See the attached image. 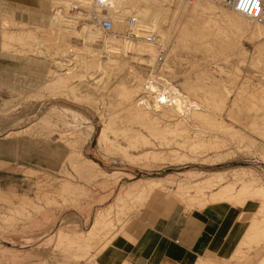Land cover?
I'll return each mask as SVG.
<instances>
[{"label": "rangeland", "instance_id": "obj_1", "mask_svg": "<svg viewBox=\"0 0 264 264\" xmlns=\"http://www.w3.org/2000/svg\"><path fill=\"white\" fill-rule=\"evenodd\" d=\"M144 1H148L152 5L155 3L156 7L163 9V17L154 26L162 34L155 44L160 47V41L165 43L167 55L156 62L155 72H153L151 66L139 64L134 60L128 62L129 66L135 69L133 74L135 78H131V80L145 81L143 79H147L150 73L153 72L155 75L162 74L167 79L169 78L178 85L179 89L183 90L180 86L182 81L194 82L197 80V75L206 70L212 78H205L200 83L205 82L207 85H213L214 82H223L226 89L228 88V91H230L226 106L224 108V103L220 100L224 97V92L226 94L227 91L224 86H216L218 96H215L216 93H214L208 96L202 95L199 98L193 97L201 104V108L208 109L209 112L215 111L218 118L224 121V124L233 126L246 139L237 143L236 140L227 137L230 136L229 134L222 131V134H220L224 141L229 140V142L227 141L229 143L227 147H224V153L229 152L227 151L228 147L230 153H232L231 151H234V153L229 155L230 158L226 157L224 159L223 157L219 161L211 159L209 156L212 155L210 154L206 157L208 160L205 157L188 158L182 161H157L149 158H147L148 160L146 158L129 160L118 151H108L102 145H98L99 129L109 121L113 113L119 115L124 113L123 108H121L124 106L122 104L118 106L117 104V93L108 88L110 85L108 83H112V79L108 78L109 80L106 79V82H101L103 85H107L103 89L87 91L80 88L76 89L73 94L64 91L63 94L57 93V96L52 95L46 89V91L41 89L42 92L38 93L41 94L39 96L36 89L40 90V86L46 84L51 78L49 68L52 67V62L51 59H48V55L43 58L27 53L21 54L19 52L20 44L18 43V45L17 42L16 44L15 42L12 43L13 49L2 50L0 45V216H2L0 217V264H99L97 262V256L101 253L98 252L99 250L91 249L89 254L76 257L72 251L65 247L64 242H60L58 229H62L65 235L67 234L70 237L76 233H85L93 224L97 212L103 211L113 204L121 188L138 181V179L164 178L171 181L172 178L175 180L166 188L161 189L162 191L156 190L155 193L150 194L149 199L147 198L143 203L135 205L133 208L136 211L132 208L133 211L130 210L131 212L125 215L126 220L124 219V223L114 221L113 231L116 232V236L122 232L127 222L128 225L137 218L143 220L145 211L154 202L159 204L183 202L188 208L201 207V204L191 202L189 198L195 194L193 189L185 192L187 196L184 195L185 193L178 191L180 186L178 184L184 178H189L188 180L192 182L220 171L224 172V184L233 182L235 189H240L243 183L242 179H245V176L243 177L239 172L242 173L245 170L254 174L257 177L256 181L264 184V156L260 150V148H264V63H262L264 61H260L259 65H261L259 66L256 63L257 61L254 60V57L256 59L259 56L257 45L264 39L259 40L256 38L257 40H253L249 37L250 35L246 34L234 52L215 57L206 55L201 51L198 52L196 49L176 47L174 44L179 23L185 20L184 16L181 15L184 2L182 1L181 4L177 5L175 2L172 3L171 0ZM56 4L55 0H0V29L3 30L6 27L8 24L7 19L11 16L15 20L9 22V28H14L11 30L35 29L41 40L38 39V41L43 43L46 49H50L49 51L58 49H61V52L70 49L77 51L79 47H83L85 40L74 33V28L81 23L76 22L73 17L72 4L68 6L65 3L64 9H62L64 10L62 12L64 13L61 21L62 25L49 28L50 18L54 13ZM20 12H42V14L31 17ZM72 20L75 21L72 22ZM90 23L94 24L93 22ZM138 23L137 28L140 27V24L141 27L146 24V22ZM38 26L39 28H37ZM136 31V29L130 30V34H127L129 33L127 31L126 37L132 39L131 41L134 43L143 41L144 38H139L141 35ZM134 32L138 37L133 38L131 36V33ZM115 33L117 35L105 33L101 30L103 37L118 38V35L119 37L123 35L119 31H115ZM33 41L31 42L33 43ZM96 44H102V40H97ZM240 46L247 53L244 59L243 55L238 52L241 49ZM59 50L56 52H60ZM195 63L200 64L199 67ZM222 68L224 71H221ZM127 78L123 80L126 83ZM139 78L141 79L139 80ZM95 80L96 78H93V81ZM196 89L197 91H204L201 87ZM204 92L210 93L208 90ZM88 94H91L92 100L84 99ZM237 94L242 97V101H238L237 106L232 107V101ZM185 95L187 96L186 92ZM52 107H56L59 113L52 115ZM46 115L52 116L50 123L41 122V119ZM118 123L126 126L134 125L148 135L146 129L140 127L139 123L131 124L128 121H118ZM191 124L197 127L196 129L208 125L203 121H194ZM29 127L30 129L26 132L6 137L8 132L20 131ZM81 131H84V133H80L79 136L78 133ZM152 141L157 143L155 139H152ZM249 141L252 143H248ZM69 142H73V145ZM118 142L121 145L126 144L123 137H119ZM248 144H251L252 147L251 145L248 147ZM72 150L80 151V154H82L80 159L90 158L98 162L99 167L106 173L98 172L94 176L95 178L92 177L93 180L86 173H81V175L77 173L68 161V156ZM178 150L186 151V149L183 150V147H178ZM138 152L135 151L134 153L137 154ZM28 169L35 172L30 174L27 172ZM190 171L195 173L194 177L187 176L190 175ZM67 180L77 185L79 195L74 200L68 196L69 193L61 190L62 184ZM188 180L186 181L188 182ZM216 188L218 189V186L214 189ZM209 193L207 191V194ZM188 194L191 195L188 196ZM8 197H11V199ZM23 200H29L30 203L25 205ZM246 201L247 203L242 208L233 206L235 210L239 211L245 227L253 214L255 215L253 219L261 220L264 218V208L258 210V206H262L258 198L255 200L247 198L245 201L236 203V205L241 207ZM23 204L27 206L25 216L16 213L15 210L17 206ZM36 205L40 207H36ZM255 212L258 214H255ZM9 216L13 218L10 224L7 223L5 218ZM110 217L116 220L115 211L111 212ZM245 247H247L246 251L251 250L252 260L248 264H257L264 256V242L259 246H255V248H259V256H256L257 250L254 247L252 249V244L245 245ZM80 249L82 250V248ZM247 254L248 252H244L242 256L241 254L235 256L236 260H227L226 258L208 260L212 264H241L247 259L244 258Z\"/></svg>", "mask_w": 264, "mask_h": 264}, {"label": "bare ground", "instance_id": "obj_2", "mask_svg": "<svg viewBox=\"0 0 264 264\" xmlns=\"http://www.w3.org/2000/svg\"><path fill=\"white\" fill-rule=\"evenodd\" d=\"M143 1L144 0H117L111 8H109L105 13L101 14L102 17H109L113 21V31L115 30L123 33V35H120V37L118 35V38L103 37L101 35V30L105 33L107 32L102 29L98 23L93 22L95 24L94 25L85 21L77 25V27L74 28V33L76 36L82 37L85 40L83 43L84 45H82L83 47H79L77 51H73L72 49L69 51L65 50L63 52H61V49H58L60 52H56L58 50L49 51L50 49H46L45 45L40 42L41 40L39 39L35 29L30 28L29 30L24 29L18 31L11 30L14 28H9V22L15 21L11 16L7 19L8 24L6 27L3 30L0 29V45L2 50H7L9 48L13 49L12 43L15 42L16 44L17 42V44H20L19 52H21V54L27 53L28 55L43 58H46V55H48V59H51L52 62V67L49 68V75L51 78L46 84L40 86V90L36 89L38 91H36L37 94L42 92L41 89H46L51 92L52 95L56 96L59 93L63 94L64 91H67L68 94H73L76 89L80 88H83L87 91H94L98 90L99 88L103 89L105 86H107L106 84L103 85L101 82H106V79L108 78L112 79V83H108V85L110 84L108 88L117 93V104L118 106L119 104L124 106L121 107L120 105V107L123 108L122 110H124V113L122 115L113 113L107 123L103 121L105 124L101 130L99 129L100 134L98 137V145H102L105 150L118 151L120 154H122V156L129 160H137L142 158H146V160H148L147 158H149L157 161H182L187 160L188 158H206L210 154L212 155L209 156L211 159L213 158L214 161H216V159L219 161L222 160L223 157L224 159L229 157V155H232L234 151H231L232 153H230V148L228 147L227 151L229 152H227V154L224 153V147H227L229 140L226 139V141H224V138L221 136L222 131H225V133L229 134L230 136L227 137H231L230 139L234 141L236 140L237 143L244 141L246 139L245 136L241 132L237 131V129H235L233 126L224 124V121L218 118L215 111L209 112L208 109L201 108V104H199L198 100L193 97L195 96L199 98L202 95L208 96L209 94H214L218 92L216 86H224V83L219 80V82H214L213 85H207L205 82L200 83L205 78H212L204 68L203 70L205 71H203V73L201 71V74L197 75L196 81L193 82L185 80L180 83V86L183 88V90L179 89L175 82L169 80V78L167 79L162 74H153V72L156 71L154 69L157 68L156 62L159 60V47L155 43L149 42L147 36L150 33H153L157 37L156 40H159V37H161V31L158 32L154 26L155 24L159 23L158 21L163 17V9L156 7L155 3L152 5L148 1H144L145 3ZM171 1L172 3L175 2L177 5L181 4L182 1L184 2V5L182 4L183 7L181 9V15L184 16L185 20L179 23L180 25L174 44L176 47L181 46V48L183 47L185 49H196L198 52L201 51L206 55L215 57L218 55L230 54V52H234V50H236L235 48H238L237 46H239V42L242 41V38L246 34L250 35L249 37L253 40L256 38L259 40L264 39L263 26L238 12L227 9L220 2L209 0H193L191 2H187L185 0ZM55 2L57 4L55 5L54 13L50 18L49 28L62 25L61 21L63 20L64 16V13H62L64 10L62 9H64L66 4L68 6L72 4L71 9H73L79 0H55ZM80 2L83 5L91 7L89 6V0H82ZM90 10L92 11V9ZM133 17L136 19L137 26L139 24L138 22H146L144 27H141V24L139 28L131 26L130 20ZM74 21L75 20H72V22ZM37 28H39V26ZM134 29L137 30L136 33L138 32V34L142 36L139 38H144L143 41H136V43H134L131 41L132 39L126 37L127 31L129 32L127 34H130V30L132 31ZM38 39L40 41H38ZM33 40L36 41L34 42ZM97 40H102V44H96ZM31 41H33V43ZM160 44H163L166 47L165 43L162 41H160L159 45ZM257 46L259 56H257L256 59L254 57V60H256V63L259 65L260 61H264V40L261 41ZM240 47L238 52H240L239 54L243 55L244 59V56L247 53L242 49V46ZM131 60L137 61L139 64L153 67V72L151 71L152 73H150L147 79H143L145 81L135 80V82L131 80V78H135L133 75L135 69L131 68L129 66L130 64H128V62ZM221 71H224L223 68ZM126 77H128L127 83L123 81ZM93 78H96V80L93 81ZM140 79L141 78H139V80ZM197 87H201L204 91L208 90L210 93L197 91ZM224 89H226V85L224 86ZM226 90V94L224 92V97L220 98V100L224 103V108L230 96V91H228V88ZM185 92L187 93V96L185 95ZM90 95L91 94H88V96H85L84 99H91ZM215 96H218V94L216 93ZM241 99L242 97L237 94L232 101L233 106H231H237L238 101H242ZM51 110H53L52 115L59 113L57 112L58 109L56 107H52ZM51 119L52 116L46 115L41 119V122L50 123ZM118 121H128L131 124L139 123L141 125H139L140 127L146 129L148 135L144 134L142 129H138L134 125L130 126L128 123V126L120 125ZM194 121H203L208 125H204V127L201 129H196L197 127H194V125L191 124ZM29 129L30 127L20 131L8 132L6 137L12 134L18 135L19 133L26 132ZM80 133L83 134L84 131L79 132V136ZM111 134L113 135V138ZM224 135L226 136V134ZM119 137H123L126 140L125 145H121L118 142ZM152 139H155L157 143L153 142ZM73 142L69 143L73 145ZM248 143L252 142L249 141ZM250 145L248 144V147H250ZM245 146L247 147V145ZM178 147H183V150L186 149V151H179ZM248 149L250 150V148ZM260 150L262 152L261 154L264 156V148H260ZM135 151L140 152L135 154ZM81 155L82 154H80V151L72 150L70 156L68 157L69 163L74 167L77 173H80V175L81 173H86L88 177H91L92 179V177L96 176L98 172H103L99 167L98 162L87 158L80 159ZM27 172L33 174L35 171L28 169ZM190 172V175L187 176L191 178V176L195 175V173H192L193 171ZM239 173L240 175L242 174L243 177L245 176V179H242L243 183L240 186V189H235V184L231 181V183L228 182L224 184V172L220 171L214 172L203 179H191L193 180L192 182L188 180L189 178H184L182 181L180 180L181 183H177L178 186L180 185L179 188H177L180 193L189 192L190 189H193L195 194H190L191 196L188 194V196H190L189 198L191 202H197L198 205L201 204L203 207L209 203L221 201H231L236 204L238 202L245 201L247 198H252L254 200L258 198L262 204V206H258V210L259 208L263 209L264 184L260 181H256L257 177L254 174L249 173V171L243 170L242 173ZM173 180L175 179L171 178V181L170 179L164 178L139 179L133 184L122 187L116 196L115 202H113V204L105 208L103 211L97 212L93 224L86 232L84 231L85 233H76L70 237L67 236V234L65 235V232L62 229H58L60 242H64L65 247L69 251H72L73 255L76 257L82 254H89V250L91 249L102 252L116 237V232L113 231V226L115 225L114 221H116V223H124L126 220L125 215L128 212H131L130 210L133 211V209H135L133 208L135 205L137 206L139 203L146 201L147 198L149 199L148 196L152 193H155L156 190L160 191L161 189L166 188L167 185L173 183ZM186 180H188V182ZM216 186H218V189H214ZM61 190L69 193L68 196L73 200L77 198V195H79V192L77 193L76 183L68 180L62 184ZM207 191L210 193L207 194ZM184 195H186V193ZM8 198L11 199V197ZM23 201L25 205L30 203L29 200ZM24 204L16 207V213L21 215L24 214L23 216L26 215L25 210L27 209V206ZM36 207L40 206L36 205ZM112 211H115L116 213V220H113L114 218L112 219L110 217ZM255 214L258 213L255 212ZM5 218L9 224L13 221L12 216ZM262 242H264V218L261 220L253 219L244 233L236 256L240 254L242 256L244 252H248L242 249L245 247V245L252 244L253 249V247L255 248V246H259ZM80 248H82V250ZM257 264H264V256Z\"/></svg>", "mask_w": 264, "mask_h": 264}, {"label": "crops", "instance_id": "obj_3", "mask_svg": "<svg viewBox=\"0 0 264 264\" xmlns=\"http://www.w3.org/2000/svg\"><path fill=\"white\" fill-rule=\"evenodd\" d=\"M20 13L31 17L42 14ZM247 201L243 203L244 206ZM233 206L244 207L230 201L209 203L199 208H188L183 202L175 204L154 202L145 211L143 220L137 218L126 224L127 227L124 226L122 232L97 256V262L212 264L208 259L236 260L240 242L254 214L245 227L239 211ZM242 249L246 251L247 247ZM254 249L257 250L256 256H259V248ZM250 251L244 257L247 259L241 264L251 262Z\"/></svg>", "mask_w": 264, "mask_h": 264}, {"label": "built area", "instance_id": "obj_4", "mask_svg": "<svg viewBox=\"0 0 264 264\" xmlns=\"http://www.w3.org/2000/svg\"><path fill=\"white\" fill-rule=\"evenodd\" d=\"M82 0L74 6L71 11H73V17L77 20L78 23H83L85 21H90L94 23H98V25L104 29L107 33L111 34L114 33L113 31V21L109 17H102L101 14L105 13L109 8L117 0H89V6L81 4ZM187 2H191L193 0H185ZM209 1H216L220 2L229 10H233L238 12L245 17L251 19L254 22H257L261 26L264 27V0H209ZM85 3V2H84ZM92 9V11L90 10ZM130 25L136 27L137 22L136 19L133 17L130 20ZM133 38L138 37L137 34L131 33ZM149 42H158L157 37L154 34H149L148 36ZM167 48L162 44L159 47V54L158 59L162 60L166 54Z\"/></svg>", "mask_w": 264, "mask_h": 264}]
</instances>
